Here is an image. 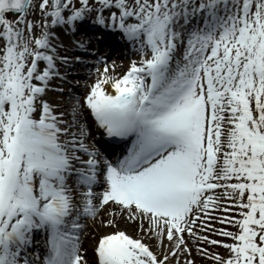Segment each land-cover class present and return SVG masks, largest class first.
Here are the masks:
<instances>
[{"label":"snow or ice","instance_id":"6c2138e0","mask_svg":"<svg viewBox=\"0 0 264 264\" xmlns=\"http://www.w3.org/2000/svg\"><path fill=\"white\" fill-rule=\"evenodd\" d=\"M117 36L122 74L94 55L50 98ZM189 242L264 264V0H0V264H195Z\"/></svg>","mask_w":264,"mask_h":264},{"label":"bare ground","instance_id":"6f19581e","mask_svg":"<svg viewBox=\"0 0 264 264\" xmlns=\"http://www.w3.org/2000/svg\"><path fill=\"white\" fill-rule=\"evenodd\" d=\"M94 35H99V33H92L90 31L87 34H85V33L82 32L81 33V38L87 39V38H90V37H92ZM96 43L97 42H93L92 46H94ZM97 44H98L99 49L102 50L104 48H108L110 50V53H112V54H114V52H115L114 49L115 48L123 46V44L120 43V40H119L118 36L116 38L106 39L103 44H100V43H97ZM129 55H130V53H127V55H125V56H129ZM125 56H121L120 59L115 62V64L117 65L116 72L121 71L120 74H122L123 71H125L127 69L128 63L130 61V57L127 60H125ZM133 59H138V56L133 57ZM92 65H91V68H92L91 74L88 76L89 79L86 82H84L85 84L83 86L75 87V92L68 93V94H66L63 97H61V96H59V95H57L55 93H50L49 94L50 98L53 99V100H56V101H61L62 100L65 106H67V105H69L71 103H74V100H71L69 97L70 96H79V93H83L84 94V92L86 91L85 85L91 83L92 79H94L95 72H94V68L92 67ZM101 67H102V65H101ZM80 83H83V82H80ZM88 130H89V138H91V140H93L94 138L92 139L93 134H92V131L90 129V126H88ZM89 140L90 139H87L86 142L89 141ZM89 144L90 145H94L93 143H89ZM103 149H100V150L103 151ZM115 151H118V149H115ZM215 215L217 216V214H215ZM88 223L89 224L85 225L86 229H85V231H84V233L82 235V243L84 242L83 238L86 236V234H91V236H92V222H88ZM117 225H119V226H117V228H121L122 227L129 234H132L131 232H133V234H136L135 226H133L131 224H126L123 221H120V222L117 223ZM213 227L216 228L215 223H214ZM222 227H224V225ZM185 238L187 239V237H185ZM211 238L213 239V236H211ZM214 239H216V238H214ZM145 240L149 244H153L154 243L153 241L148 240L147 238ZM189 247L193 248L192 259L195 260V264H209V262L207 260L202 259L200 256H198L196 254L195 248H194V246L192 245L191 242H189ZM220 249L221 248L217 247V248H213V249H210V250L211 251H219V252L223 253L224 250L223 249L220 250ZM183 259L184 258L181 257V260H183Z\"/></svg>","mask_w":264,"mask_h":264},{"label":"rangeland","instance_id":"374dc122","mask_svg":"<svg viewBox=\"0 0 264 264\" xmlns=\"http://www.w3.org/2000/svg\"><path fill=\"white\" fill-rule=\"evenodd\" d=\"M104 52H105V51H103V52L101 53V55H100V56H101L102 58L106 59V60H107V62H108V60H109V59H108L107 57H105V54H104ZM109 63H110V62H109ZM74 80H76V78H75ZM85 223H86V222H85ZM231 231H232V230H231Z\"/></svg>","mask_w":264,"mask_h":264}]
</instances>
